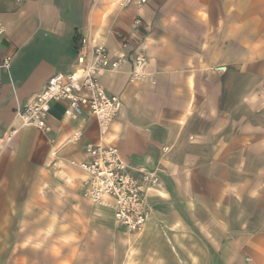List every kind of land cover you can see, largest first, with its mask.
<instances>
[{
  "label": "crops",
  "instance_id": "0c3cea01",
  "mask_svg": "<svg viewBox=\"0 0 264 264\" xmlns=\"http://www.w3.org/2000/svg\"><path fill=\"white\" fill-rule=\"evenodd\" d=\"M117 2L0 0V61L11 57L0 68V264H27L22 251L47 225L91 264H264V0ZM88 34L110 54L124 37L129 60L136 48L146 55L139 82L128 81L130 61L99 78L121 100L104 139L132 178L158 177L144 191L148 217L137 234L99 220L81 195L84 173L70 161L87 160L85 145L99 139L87 109L69 120L53 102L47 132L25 126L7 140L16 111L46 80L78 67L76 44ZM219 65L224 72L211 69ZM74 130L82 137L69 144Z\"/></svg>",
  "mask_w": 264,
  "mask_h": 264
},
{
  "label": "built area",
  "instance_id": "2783aa9c",
  "mask_svg": "<svg viewBox=\"0 0 264 264\" xmlns=\"http://www.w3.org/2000/svg\"><path fill=\"white\" fill-rule=\"evenodd\" d=\"M117 1L119 8L147 3V0ZM4 31L5 25L0 22V37ZM128 46V40L122 37L119 45L121 51L110 54L104 42H98L91 35L80 38L76 44L78 67L68 73H54L46 80L31 101L16 111L20 125L8 131L7 140L25 126L47 132V115L53 102L63 104L62 114L69 120L79 119L83 110L87 109L96 120L99 139L85 145L87 160L70 161L84 173L81 195L94 206L111 211L113 220L119 227H125L128 233L137 234L145 227L148 217L144 191L156 184L158 177L156 171L152 170L143 171L141 181L132 178L128 173L129 166L118 147L108 144L104 139L118 115L121 100L107 93L99 79L102 73L116 71L121 63L129 61V82H139L146 77L143 70L146 63L144 51L136 48L129 60L126 55ZM10 61V56H4L0 61V68L8 70ZM211 69L224 72L226 67L219 65ZM149 81L155 83L153 80ZM81 137L82 131L74 130L66 142L77 143Z\"/></svg>",
  "mask_w": 264,
  "mask_h": 264
},
{
  "label": "rangeland",
  "instance_id": "374dc122",
  "mask_svg": "<svg viewBox=\"0 0 264 264\" xmlns=\"http://www.w3.org/2000/svg\"><path fill=\"white\" fill-rule=\"evenodd\" d=\"M50 203L51 201L45 200L42 201L41 204V224L43 229L49 224ZM83 204L87 206L88 210L94 209L89 203L87 204L83 201ZM98 210L102 211L100 212L99 220H106V224L109 225L113 219L111 213L102 208ZM65 211L64 205L60 204L57 209L58 215L56 216L55 223L57 222L59 225L65 223V218L67 217ZM34 220L38 221L39 218H37V216L35 218L31 216L30 220L27 218V223H33ZM48 226L49 225L45 228L47 230L43 232L41 241L37 240V242H33L34 240H32L28 243L29 247L22 251V253L26 255L27 264H91L90 261L83 260L84 247L77 243L74 244V241H67L60 236L59 238H55L54 235L51 237ZM35 245L38 247H35ZM99 262L100 260H93L92 264H98Z\"/></svg>",
  "mask_w": 264,
  "mask_h": 264
},
{
  "label": "bare ground",
  "instance_id": "6f19581e",
  "mask_svg": "<svg viewBox=\"0 0 264 264\" xmlns=\"http://www.w3.org/2000/svg\"><path fill=\"white\" fill-rule=\"evenodd\" d=\"M52 154H55V151H54V152H52V153H51V155H52Z\"/></svg>",
  "mask_w": 264,
  "mask_h": 264
}]
</instances>
